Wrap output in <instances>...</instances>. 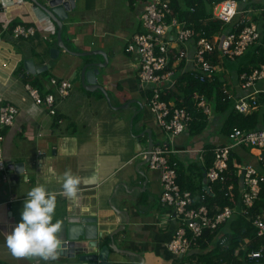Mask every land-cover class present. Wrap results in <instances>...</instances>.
Segmentation results:
<instances>
[{"label": "crops", "instance_id": "0c3cea01", "mask_svg": "<svg viewBox=\"0 0 264 264\" xmlns=\"http://www.w3.org/2000/svg\"><path fill=\"white\" fill-rule=\"evenodd\" d=\"M38 1L48 5L47 0ZM144 4V0H75V8L58 25L46 11L35 7L33 0H0V93L19 108L15 123L5 130L4 153L7 161L23 163L19 171L10 169L6 181L0 176L1 262L75 261L61 255L48 262L36 257L16 258L7 248V235L21 222L27 193L43 185L56 194L53 222L63 221L61 242L68 240L72 222L92 217L97 219L101 235L96 248L109 246L112 264L175 263L168 243L178 220L161 202V172L151 169L148 147L153 141L154 146L166 143L175 150L170 158L179 162L182 185H202L193 193L196 201L205 188L213 193L215 185L209 184L202 167L213 147L230 142L224 126L229 110L208 117L209 125L201 134H191L187 129L172 135L159 125L148 104L149 90L140 81L138 55L126 51L134 35L144 31ZM263 5L264 0L242 2L239 13L254 17ZM13 23L34 27L35 33L15 37ZM188 48L192 57L195 44L189 43ZM85 52L92 54H77ZM28 60L33 61L35 72L26 68ZM225 62L222 57L218 71L223 75V88H228L237 100L252 93L258 97L260 93L255 95L254 89L240 86L238 67L228 70ZM174 65L177 82L180 62ZM86 66V70L99 69L100 87L88 82L83 73ZM186 67L195 71L191 61ZM62 81L72 84L65 98L58 93ZM32 83L43 96L55 94L56 115L49 113L47 105L34 102L26 87ZM253 88L264 90V78L257 80ZM255 111H261L256 128H262L264 106L258 104L249 114ZM137 142L141 151L135 150ZM246 147L233 148L235 165L240 160L241 165H254L264 173L260 161L264 151ZM68 170L81 178L75 199L62 191L63 174ZM84 241L88 240L81 236L78 243ZM189 252H197V248Z\"/></svg>", "mask_w": 264, "mask_h": 264}, {"label": "built area", "instance_id": "2783aa9c", "mask_svg": "<svg viewBox=\"0 0 264 264\" xmlns=\"http://www.w3.org/2000/svg\"><path fill=\"white\" fill-rule=\"evenodd\" d=\"M250 0H222L213 4V18L219 20L223 25L233 22L239 13L242 2ZM264 12V5L258 9V13ZM172 14V8L167 0H147L141 14V22L144 31L136 33L126 46L128 53L138 55L140 69L139 77L144 88L150 93L149 107L157 117L159 125L166 132L172 135L183 133L191 121L192 114L185 107L178 106L172 100L163 99L164 91L171 89L176 84L174 78V63L185 59L195 64V77L201 82L213 79L219 71L220 63H214L209 57L216 53L219 47L218 58L236 59L244 54L248 47L256 43L260 36V29L253 18L248 20L244 15L236 22L234 31H226L224 34H214L212 37L201 36L195 41V51L192 57L189 55L188 45L193 44L195 30L188 26L186 21L173 18L170 21L167 17ZM35 33L34 27L23 24L13 28L15 37H28ZM171 61H173L171 63ZM264 78V64L254 67L251 71H244L240 75V86L243 89H254L255 95L264 90L253 88L255 82ZM51 82L57 85V81ZM27 90L37 105H47L49 113L57 114L56 96L53 93L42 95L38 88L29 84ZM72 84L69 81H62L59 84L58 93L65 98L69 93ZM198 103L207 117L213 114L210 104L204 96H199ZM223 100L235 102V109L244 114H249L256 108L258 97L254 94L242 96L238 100L228 89L223 88ZM18 106L9 101L0 93V176L7 180L11 162L7 161L4 153L5 130L15 123ZM229 143L217 145L212 148L214 162L206 171V179L209 184L217 182L225 183L229 171V160L231 151L236 146L257 147L264 151V127L253 129H241L235 127L229 134ZM171 150L166 143L154 146L151 151L149 165L151 169L160 170L162 194L161 202L169 207L178 220L177 228L173 238L168 243L169 250L175 255L174 264H202L201 262L190 263L188 260H181L191 250L193 241L200 237L206 229L214 230L220 224L232 217L236 209L226 205L221 210L211 214L208 204L204 203L208 193L207 189L199 195L201 204L195 206V198L191 190H183L178 183V161L171 160ZM264 165V153L260 157ZM241 174L244 169V178L241 180V202L242 212L247 214L254 206L259 197L264 183V173L251 164L240 165ZM225 195L229 196L225 191ZM257 228V236L264 238V210L253 218ZM190 233V235H189ZM249 264H259L264 259V241L257 249L248 252ZM0 264H6L0 261Z\"/></svg>", "mask_w": 264, "mask_h": 264}, {"label": "trees", "instance_id": "16d2710c", "mask_svg": "<svg viewBox=\"0 0 264 264\" xmlns=\"http://www.w3.org/2000/svg\"><path fill=\"white\" fill-rule=\"evenodd\" d=\"M130 1L133 2V0ZM167 1L172 8V14L167 17V20L170 21L173 18H177L180 21H186L188 26L193 27L195 30L193 43L201 36L212 37L214 34L222 35L226 31H234L237 20L234 19L232 23L223 25L221 21L213 18V4L214 2H220L222 0ZM253 20L257 22L261 36L244 54L239 56L245 59V62L241 63L238 67L240 74L244 71H251L260 64H264V12L255 15ZM15 26L16 23H13L11 27L14 28ZM218 50L219 47H217L216 53L209 57L215 64L221 62V59L218 58ZM186 62L185 59L180 61L179 67H181V72L179 71L176 75L178 81L171 89L164 91L162 97L165 100L174 101L180 107L187 108L192 114L193 120L188 126L191 134H201L209 125L207 115L198 107L199 96L205 97L207 102L212 106L214 114L219 111L225 113L229 110V114L224 123L227 134L235 127L241 129L257 127L260 121L259 112L261 111H255L245 115L235 109L232 100H223V87L225 83L222 73L217 72L213 79L201 82L195 77L192 67L189 69L186 67ZM32 85L34 87L36 83H32ZM258 103L264 106V92L258 95ZM235 154L232 150L226 182L214 183L213 193L208 194L204 203L208 204L211 209V214L221 210L226 205H231L237 210L231 218L220 224L216 229H206L192 243L191 247L197 248V252H189L185 257L180 258L181 260H188L190 263L201 262L202 264H249L247 259L248 252L257 249L264 241V238L257 236V228L253 222L254 216L264 210V183L262 184V189L254 206L247 214L243 213L241 202V169L235 165ZM171 160L173 159L171 158ZM213 162L214 153L210 150L207 153L206 165L202 167L204 169L203 171H207ZM238 164L241 165L240 160ZM180 168H178L177 180L183 190H191L194 193L196 189L202 188L201 184L199 187L198 184L195 186L191 184L188 187L182 185ZM225 191L228 192L229 196L225 195ZM200 204L201 200L199 201L198 199L195 201V206H199ZM216 205L219 207L218 209L215 208ZM263 262L264 259H261L260 263Z\"/></svg>", "mask_w": 264, "mask_h": 264}, {"label": "clouds", "instance_id": "9594fccd", "mask_svg": "<svg viewBox=\"0 0 264 264\" xmlns=\"http://www.w3.org/2000/svg\"><path fill=\"white\" fill-rule=\"evenodd\" d=\"M80 185L81 178L71 170L63 174L62 191L67 197L77 198ZM26 196L21 222L7 235V248L16 258L36 257L45 262L55 261L62 243L59 234L63 230V221L56 219L53 222L56 194L43 185H37Z\"/></svg>", "mask_w": 264, "mask_h": 264}, {"label": "water", "instance_id": "95a60500", "mask_svg": "<svg viewBox=\"0 0 264 264\" xmlns=\"http://www.w3.org/2000/svg\"><path fill=\"white\" fill-rule=\"evenodd\" d=\"M35 7H40L44 11H46L53 20L60 25L61 22L67 18L69 15V11L73 8H75V0H47L48 5H43L38 0H33ZM58 51V50H57ZM81 56L92 54V52H85V53H77ZM26 68L31 71L35 72L36 68L35 65H33L32 60H28L25 62ZM98 64V63H97ZM105 63L99 64L98 66H104ZM87 66L84 69V76L86 79H88V82L90 84H97V74L99 73V69L94 70H86ZM92 77V78H91ZM98 87L100 85L97 84ZM103 90V89H101ZM107 95V93L105 92ZM154 147L153 141L150 143L147 151V159L149 161L151 156V151ZM141 145L139 142L135 145L136 151H141ZM23 167V163H13L11 162L10 168L16 169V171H19V167ZM21 172H24L23 169L20 170ZM244 178V169L242 170L241 174V180ZM96 220L94 218L85 217L84 219H80L78 221H74L71 223V225L68 228V240L63 241L61 243V248L59 250V255L66 256L67 259H73L75 258V261H72L70 264H112V262L109 261V252L110 247L104 246L101 249L97 250V238L101 237V235L98 232V227L96 225ZM83 237L84 241L78 243L79 238ZM86 250L85 248H88Z\"/></svg>", "mask_w": 264, "mask_h": 264}, {"label": "rangeland", "instance_id": "374dc122", "mask_svg": "<svg viewBox=\"0 0 264 264\" xmlns=\"http://www.w3.org/2000/svg\"><path fill=\"white\" fill-rule=\"evenodd\" d=\"M243 16V14H238L236 17H235V20H237L236 22H238L239 19H241V17ZM248 20H251L253 18V16H249V17H246ZM225 65L228 67L227 69L228 70H232L234 69L235 67H239L241 63L245 62V59H242L241 57H237L236 59H228L227 57H225ZM209 103V102H208ZM211 106V105H210ZM234 106H235V103H234ZM212 108V106H211ZM218 114V113H216ZM248 149H252V147H246ZM243 161V160H242ZM236 167H238L239 169H241V166L238 164L236 165ZM3 181H6V180H3ZM3 184H6L5 182H3ZM259 264H264L263 263H259Z\"/></svg>", "mask_w": 264, "mask_h": 264}, {"label": "bare ground", "instance_id": "6f19581e", "mask_svg": "<svg viewBox=\"0 0 264 264\" xmlns=\"http://www.w3.org/2000/svg\"><path fill=\"white\" fill-rule=\"evenodd\" d=\"M248 48H249V47H248ZM248 48H247V49H248Z\"/></svg>", "mask_w": 264, "mask_h": 264}]
</instances>
